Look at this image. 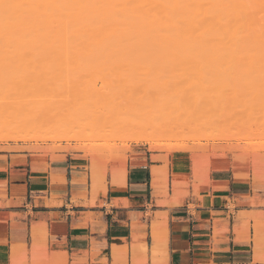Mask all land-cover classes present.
I'll return each instance as SVG.
<instances>
[{"label": "bare ground", "instance_id": "bare-ground-1", "mask_svg": "<svg viewBox=\"0 0 264 264\" xmlns=\"http://www.w3.org/2000/svg\"><path fill=\"white\" fill-rule=\"evenodd\" d=\"M262 1L0 0V91H14L23 94L31 92L28 96L34 95V91H92L87 97L90 98L88 99L89 107L94 103L93 106H98L100 109L106 104L104 102L114 101L107 98L112 97L113 91H118V93L120 91L122 94L119 95L120 97L118 96L119 99L115 98L119 102H126L123 104L128 107L124 109L122 106L124 110L133 109L131 101L134 99V103L138 98H141L140 95L139 97L135 95L138 98L135 96L131 98L137 91H141L142 95L143 92H147L149 97L154 95V101H157L158 96L165 91H177L178 94L181 93L180 95L185 94V91H203L206 94L205 97L203 95L205 99L214 96V94H221L220 92L225 94L224 91L229 92H226L227 95L264 91V15H261L264 14V7L261 8L262 12L259 10V7L264 5V1L263 3ZM258 3L261 5L258 6ZM102 91H111L112 93L105 95ZM123 95L127 98L125 96L124 98ZM23 96L25 97V95ZM144 96L146 97V95ZM31 97L29 98L31 99ZM181 97L183 98V96ZM30 99L25 103L26 105L21 104L24 99L19 104L23 107L30 105V109L31 106L36 108L38 103L40 107L37 108L42 111L44 106L42 100L40 102L37 100L35 103L34 99ZM85 99L84 101L81 99V103L87 105L85 103L88 100ZM75 100L73 98L72 101ZM25 101L27 100L25 99ZM72 101L70 102L74 103ZM79 101L77 100L75 103L78 104ZM108 103L106 105H109ZM183 104L180 106L182 110L191 109ZM84 105H82V109ZM129 105L132 106L129 107ZM149 105L151 104L149 103ZM185 106L187 107L184 109ZM33 107L32 109H34ZM61 108L63 109V107ZM122 108L118 105L117 110ZM139 108L138 111H141ZM21 109V107L16 108L11 104H4V107L2 105L0 107V128L11 123L8 120L9 112L24 113L25 110ZM91 109L89 108L90 112ZM195 109L194 107L193 110ZM113 110L117 111L115 107ZM64 111L66 110L64 109ZM25 112L27 113V110ZM114 112L112 113L116 117L117 114ZM155 112L153 113L155 114ZM87 113L84 114L89 115ZM105 113L107 112L105 111ZM127 113L129 114V112ZM16 114L14 117H18ZM128 114H124V116L128 118L133 116L132 113V116H128ZM154 114L151 115L155 117ZM147 115L149 116V114ZM42 116L40 115L41 118L38 116L40 118L38 120L33 118L34 121L28 119L24 122L20 119V122H24L21 123L22 128L29 124L30 129L31 126L35 128L38 121L41 122L42 119L43 122V119L46 118ZM103 117L101 116V118ZM138 117L141 119V116ZM14 119L16 121V118ZM18 120L16 123H19ZM134 120L136 122V117ZM15 121L13 120V124ZM125 121L123 120V122ZM130 121L133 123L132 120ZM138 123L133 124L138 125ZM157 125L158 122L154 125V129ZM28 128L25 127L26 132L30 131ZM48 128L50 127L48 126ZM135 128L137 129L136 126ZM151 129L152 127L150 130L148 128L150 132H152ZM148 137L150 136L148 135ZM9 139L14 142L27 141L26 137L14 136ZM151 139L147 138L145 142L150 145L149 151H155L157 148L152 145ZM0 140L6 142L8 137ZM175 164L173 163V165ZM207 168L205 160L194 159V180L204 184L208 173ZM156 174L157 172H153V175ZM124 177L126 176L124 175ZM124 177L115 180L112 175V185H122ZM179 181L180 179L173 169L171 174L173 193L165 205L169 203L171 206H180L183 198L178 191ZM153 231L152 233L155 234L153 237L160 239L158 242L161 247L165 235L158 232L159 229ZM155 248H153L154 253ZM144 249L145 246H143V251H145Z\"/></svg>", "mask_w": 264, "mask_h": 264}, {"label": "crops", "instance_id": "crops-1", "mask_svg": "<svg viewBox=\"0 0 264 264\" xmlns=\"http://www.w3.org/2000/svg\"><path fill=\"white\" fill-rule=\"evenodd\" d=\"M56 156L0 153V261L62 254L70 264H132L133 247L145 245L138 264H264L252 220L264 213V186L211 170L208 192L198 197L190 188L180 206H169L170 171L166 196L163 164L148 150L133 148L125 184L113 186L109 173L100 189L81 155ZM120 247L125 254L114 262Z\"/></svg>", "mask_w": 264, "mask_h": 264}, {"label": "rangeland", "instance_id": "rangeland-1", "mask_svg": "<svg viewBox=\"0 0 264 264\" xmlns=\"http://www.w3.org/2000/svg\"><path fill=\"white\" fill-rule=\"evenodd\" d=\"M260 3H258V6L262 4ZM263 7L264 5L262 7H259V10L261 11V8ZM34 92V95L28 96L31 92H28V94H23L20 92L15 93L14 91H0L1 106L3 105L4 107V104H11V106H14L16 108L21 107L22 111L27 110V113L25 111L24 113L21 112L19 114L18 112H16L17 114H15L18 115V117H14L15 114L9 112L10 116L8 120L11 121V123H8L7 121V125L10 126L5 125L1 127L3 129L0 128V139H6V137H8V140H10V137L15 136L26 137L27 141L14 142L12 140H7L6 142H1L0 140V153L27 154L32 161L40 159L45 161L48 156L54 158L57 157L56 155L58 154H79L85 159L88 164L86 169L90 172L92 185H94L98 189H100L101 187L103 188V186H105L107 174L109 173L111 174V181L113 180L112 175L115 180L119 177H124L126 171L125 163L129 155H131V151L133 150V148H141V150H148L149 153L155 155L152 157L153 160L163 164V166L158 169L162 170V172L164 173L160 174L159 176L163 177V190L166 191V196L168 195V172L170 171V174H172L173 169L176 171L180 179L178 184V191L180 188L179 193L182 198L189 197L190 188L195 190V192H193V195L198 197H200L201 194L208 192V176L211 170H229L231 171L235 181H250L253 185L264 186V91H251L252 93L246 91L247 93L244 94H240L241 92H237L238 95H227L226 92L228 91H224L225 94L220 92L221 94H214V96H210L206 99L204 98L206 94L203 91H185V94L182 95H180L181 93L178 94L177 91H165L161 95H159L158 98L157 96H155L157 98L158 103L157 101L153 100L154 95H150L149 97L147 92L142 91L144 93L142 95V93H140L141 91H137L136 94L131 93L133 95L130 96L131 98H133V96L135 95H138V97L140 95L141 98L135 96L138 98V100H140H137L136 104V102L133 103L134 99L132 101L129 99V101L132 102L130 104H133V106H131L134 108H128L127 110L124 109H126L128 106L125 107V104H123L126 102L122 103L120 101V104V102L118 101L119 97L122 94L120 93V91L119 93L118 91H116L117 93L113 91V95L110 94L112 93L111 91H106L109 93L102 91L105 95L110 94L112 96L107 97L108 100L109 98L114 100L111 103L104 102L106 104L108 103L109 105L105 104L104 106H101L103 108H101L102 111L98 106L94 107V103L92 104L93 108L92 106L89 107L90 103L88 99L90 98L87 97H89L92 91ZM148 93H150V91H148ZM23 95H25V97ZM144 95H146V97ZM113 96L114 98L118 96L119 97L118 99L115 98V100ZM124 96L125 95H123V97ZM181 96H183V98ZM27 97H31V99L29 98L30 100L34 99L33 102L35 103H37V100H39L38 102L42 100V103L44 105L42 109L43 113L41 109L39 110V108H37L39 106L38 103L36 105V108H34L35 106H31V110L29 109L30 105L23 107L22 105H26L25 103L29 100ZM73 98L74 100L76 99L75 101L80 100V104H78L80 105L81 109L78 104L75 103V101H72ZM101 98L103 97L101 96ZM25 99L27 101H25ZM81 99L83 101L85 99L87 101V103L85 104L87 105L82 104ZM149 99H151L152 101ZM21 100H23L24 102H22ZM70 101L74 103H71ZM99 101L102 100L99 99ZM19 103H21L22 105H20ZM149 103L151 105H149ZM181 103L186 104L189 108L192 109V111L189 108H187L189 109L188 111L182 110L180 108V106L182 105ZM194 103L197 104L195 105ZM82 105H84V108L86 106L88 107L84 110V108L82 109ZM118 105H120L121 108L123 106L124 109L122 108L117 110ZM161 105L163 106V108ZM131 106L129 105V107ZM137 106L138 108L140 107L139 110L141 111H138ZM187 106H185L184 109ZM191 106H194L196 109L193 110L194 107L192 108ZM32 107L37 110V113L36 110L32 109ZM61 107H63V109ZM114 107L117 110L115 111L117 114L116 117H119H117V119H119L120 122L116 119L115 114L112 113L115 110H113ZM7 108L8 110H10L8 106ZM89 108H92L91 112ZM95 108H97L101 113ZM64 109L66 111H64ZM106 109L109 110L107 111ZM32 110H34L33 112L35 113H33ZM152 110L153 112L156 111L155 114L152 112ZM87 111L89 112L87 113ZM105 111L107 113H105ZM85 112L89 115L84 114ZM127 112H129V114ZM39 113L41 116L45 114L43 116H45L46 118L42 116L44 118L43 122L42 119L41 122L38 121L40 123L38 124L41 126L36 124L37 121H35L36 123L34 122V124H36V131L33 126H31L32 130L30 129V124L22 128L23 126L21 125L22 122H20V119H22L21 121L24 122L28 121V119H30L31 121L33 120V118H35V120H38L41 118ZM131 113L133 114V116ZM6 114L8 113L6 112ZM31 114H33V116H31ZM124 114H128V116L131 115L132 117L128 118L124 116ZM147 114H149V116ZM151 114H154L155 117ZM11 116L16 118V121L19 119V123L17 122L18 126H16L17 123L14 118L12 119ZM38 116L40 118H38ZM101 116H104L105 118H101ZM137 116H141V119L140 117L137 118ZM133 117H136V122H134L135 120ZM145 118L146 120H148L146 121ZM77 119L79 122L77 121ZM121 119L126 121L123 122L122 120L121 122ZM138 119L142 120L143 122L141 121L140 123H138L140 121L139 120L137 122ZM13 120L15 121L14 124ZM81 120H83V122H80ZM130 120H132L134 124L138 123V125H134L133 123H131ZM157 122L158 125L159 123L161 124L158 128V125L155 126V129H158L155 130L154 125H156ZM125 123L128 125H126ZM113 124L116 126H112ZM119 125H121L122 127H120ZM147 125L151 126L148 127ZM48 126L50 128H48ZM135 126L137 127V129L135 128ZM25 127H29L28 129H30V131L26 132ZM151 127L152 132L149 131ZM113 129H115V131H113ZM118 130L120 131V133ZM135 130L138 131L136 132ZM121 131L124 132V135H122L123 132ZM153 131L154 133H156L154 134ZM146 133L150 137H148ZM147 138H152L151 140L153 141V143L152 141L151 143L152 145L156 146L155 148H157V150L149 151L150 145L145 142ZM194 159H203L207 162L208 173L206 177V182L204 184L202 182L200 183V181H195L193 178ZM173 163L176 164L173 165ZM252 220L255 238H264V213H257L256 216L252 217ZM143 246L145 245L133 247L134 257L132 259V264H138L136 250H140L141 248L143 250ZM123 253L125 254V248L120 247L119 250H116L115 248L114 262H117L119 259H121ZM0 264L70 263L68 262L66 256H63L62 254H53L51 256H48L47 258L45 257L44 260H30L25 258L21 260L16 259L13 260V262H11L10 256L8 257L7 255H5L0 261Z\"/></svg>", "mask_w": 264, "mask_h": 264}]
</instances>
